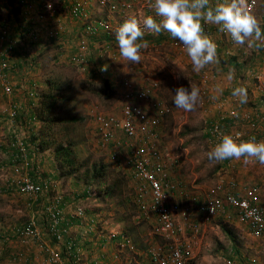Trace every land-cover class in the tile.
<instances>
[{
	"label": "rangeland",
	"instance_id": "rangeland-1",
	"mask_svg": "<svg viewBox=\"0 0 264 264\" xmlns=\"http://www.w3.org/2000/svg\"><path fill=\"white\" fill-rule=\"evenodd\" d=\"M6 7L7 1L5 3L4 0H0V25L9 24L13 26L16 24V27L23 30L25 27L33 25L40 31L42 38L39 48L33 56H26V61H24L25 65L30 64L28 66L32 67L29 69L31 75L35 73L34 78L40 82V85L42 84L40 89L44 91L49 80L61 85L57 93L59 96L57 114L60 121L54 127L52 137L55 138V142L48 149L49 152L53 151L59 143L64 144L73 141L75 143L76 165L84 164L80 168V174L86 169H91L92 166L105 165L106 173L102 180L103 187L123 179L121 182L123 192H125L123 195H116L104 202L100 198L98 201H92V199L85 201V207L89 208V212H84L87 215L85 222L94 219L95 229L105 235H108L110 231L126 232L135 249V251L123 249L117 261H108L105 264H152L144 251L150 245L165 244L166 239L159 235L156 230V217L153 214L150 217L144 216L133 201V184L120 167L112 165L114 163L109 157V148L106 150L99 144L95 134L93 115L98 111L120 113L123 104L122 81L124 78H130L136 84L146 83L151 76L157 78L160 82L159 97L170 107V112L165 116L162 126L164 136L161 146L164 148V154L168 156L179 155L180 162L176 172L181 174L182 178H187L191 182L194 181L199 185V189L212 188L217 181L218 173L224 167V160L220 162L209 161L207 156L208 152L215 147L209 141L207 131L210 122L218 115V110L214 111L213 105L209 109L211 103L206 101L199 89V71L193 70L192 62L185 66L181 62L175 61L174 52L169 43L173 38L164 31L160 33V38L157 39L162 37L161 42L164 41V45L158 52V56H162V59L157 56V60H151L146 56L141 58L139 63L133 64L121 56L118 61H112L104 52H101L99 53L102 55L101 58H98V54L93 55L91 61L93 68L90 67L91 69L87 68L86 71H83L71 62V56L77 50L83 29L77 32L76 29L73 30L70 27L77 25L81 28L84 20L71 18L68 10L67 12L61 10L53 16L44 14L46 19L40 20L38 18L40 9L35 3L30 13L31 21L27 25L20 19L14 21ZM89 9L90 19H107L112 22L114 30L111 35L115 40V32L123 19L121 14H109L100 10L96 0H89ZM34 10L36 13H33ZM137 12L140 11L133 8L124 14L129 16V19L133 17L143 19L147 16H153L157 21L160 19L148 8H145L140 14ZM64 16L67 19H64ZM9 17H12V22H8ZM51 27H62V31L55 42L49 39L48 33H46V29H51ZM101 35L107 37L106 34H100L98 37ZM105 37L103 36V38ZM107 39L109 38L107 37ZM114 47L119 51L117 42ZM25 49L29 50V47ZM19 51L20 55L24 56L22 50L19 49ZM219 61L224 65L230 64L226 58H221ZM14 65L15 68H18L15 62ZM227 65L225 67H228ZM105 66H107V70L101 71ZM232 76L234 75L232 74ZM108 84L111 86L110 90H108ZM190 84L199 90V101L194 110L184 111L175 106L173 98L178 87L184 86L190 89ZM3 97H7V95H1L0 99ZM2 131L3 127L0 128V143H3L5 139L3 134L9 136L10 132ZM45 151L47 149L42 153ZM5 154L8 153L0 144V160L5 158ZM40 155L41 153H38L37 156ZM2 163L4 165L0 164V184L2 183L5 188L1 189L0 186V264H47L48 252L42 249L40 244H46L50 248H56L57 244L46 226L48 222L45 220V216L48 214V208L44 207L45 197L42 193L31 195L21 193L16 188L6 187L7 177H10L11 174L16 180V183L12 182L15 185L30 175L27 173L28 169L17 170L10 161H2ZM16 174L18 176L15 177ZM80 177L79 174L63 175L61 189L67 192L71 188L83 186L84 179H80ZM243 184L238 185L243 191L246 186L249 188L251 185L250 182ZM179 201L183 205L188 204L184 200L183 202ZM95 203H100V206H96L99 204ZM233 217L219 216L207 225V231L205 229L203 233L202 247L200 251L198 250V254L195 252L196 258L194 260L191 258L192 260L188 264H196L198 259L201 260L200 264H249V259L253 256L264 261V237H253L248 233L247 228L236 222ZM32 221L43 230L42 241L33 239L28 244L19 247L15 233L16 227H22ZM206 243L208 246L204 245ZM109 244L106 248H108V253H111L116 250L117 243L113 240ZM203 247H207V249L204 250ZM94 253L95 250L92 255ZM84 254H82L83 257L80 262L89 263L90 259L87 254ZM17 256L21 257V260L16 259ZM62 258L65 261V258Z\"/></svg>",
	"mask_w": 264,
	"mask_h": 264
},
{
	"label": "built area",
	"instance_id": "built-area-1",
	"mask_svg": "<svg viewBox=\"0 0 264 264\" xmlns=\"http://www.w3.org/2000/svg\"><path fill=\"white\" fill-rule=\"evenodd\" d=\"M96 2L99 9L104 12L121 14L123 19L119 27L129 19V16L124 13L133 8L140 11L137 12L138 14L145 8L155 14L152 7L153 0H96ZM35 3L40 9L38 11L40 15H37L40 20L46 19L44 14L53 16L60 11L61 0H19L20 14L25 22L31 21L30 13ZM257 5V0H247L244 8L250 14L255 11ZM68 14L71 18L84 20V29L77 50L71 56V62L75 66L83 71L87 70L90 64L89 38L98 37L100 34H106L109 38L101 46V52H104L112 61L119 60V51L115 49L112 42L114 40L111 35L114 30L113 24L107 19H90L89 0H71ZM10 27L8 24L0 25V89L5 95H11L15 90L9 75L16 69L14 49L17 43L22 42L24 45L30 42L38 46L42 38L40 31L30 25L27 31L20 35V40H17L11 37ZM61 31L62 27H51L47 35L49 39H56ZM223 33L229 41L234 42L229 33ZM159 37L160 34L145 31L143 39L148 38L153 41L147 43L151 47L140 49L141 58L146 57L149 49L156 46L153 45L154 40ZM25 45L29 46V44ZM172 45L175 48L184 47L176 39L172 40ZM30 52L33 55V50ZM29 69L26 68L23 72L25 81L23 84L31 83L29 97L38 101L42 93L39 86L31 82ZM211 77L210 70L204 67L200 73V91L206 101L214 104L218 110V115L208 127L209 141L216 146L224 135H231L237 143L252 138H255L256 142H264L260 132L264 115L257 109L242 111L236 106L226 109V98H213ZM122 87L124 91L120 113L99 111L94 113L95 134L99 144L106 150L109 148V157L112 158L114 165L120 167L133 184L132 199L141 213L146 217H150L151 214L156 217V230L166 239L165 244H156L149 249L150 259L155 264H188L195 247L199 244L203 225L229 211L234 213L236 221L243 224L248 231L263 235L264 199L260 200L256 195L259 191L258 184H253L249 188L246 186L242 192L238 188H228L227 181L221 177L214 187L207 191L205 199L198 205H183L179 201L178 194L188 193L185 182L175 177L172 172V169H176L180 162L179 157L165 155L161 146L163 121L170 112V107L159 97L160 82L152 76L144 84H136L130 78H124ZM238 98L235 97V99ZM18 115L19 108L11 107L9 119L12 123L16 121ZM29 123L39 125L41 122L36 116H32ZM27 142L25 133L15 135L12 141V146L19 150L13 153L11 160L14 165H17V170L28 169L31 164ZM250 159L256 160L255 157ZM43 184L27 177L18 182L17 188L21 193L38 195L48 189L49 183L45 182L44 186ZM230 186L235 187L236 181H230ZM85 208V205L78 206L79 214ZM61 214V207L56 202L50 208L52 217L48 231L56 237L57 242L63 240L65 233L68 232L66 228L58 227ZM43 234V230L33 221L16 228L17 241L21 245L28 244L33 239L42 241ZM121 234L122 232H112L113 237ZM125 241L129 244L126 243L123 246L133 249L130 240L127 238ZM40 246L48 252L47 264H60V255L56 248H50L43 243ZM16 259L21 260V257L17 256ZM249 264H264V261L253 256L249 259Z\"/></svg>",
	"mask_w": 264,
	"mask_h": 264
},
{
	"label": "crops",
	"instance_id": "crops-1",
	"mask_svg": "<svg viewBox=\"0 0 264 264\" xmlns=\"http://www.w3.org/2000/svg\"><path fill=\"white\" fill-rule=\"evenodd\" d=\"M6 1L7 0H4L5 3ZM246 1L247 0H244V6L246 4ZM257 1H258V5L256 6V9L255 11L250 13V15H252L258 21L261 27L262 34H264V0H257ZM226 2L227 0H210V5L212 7H215L217 3H226ZM70 3H71V0H61L60 11L63 10L64 12L65 11L67 12ZM7 7H6L7 12L9 13V15H12L10 14L12 10V6L7 4ZM34 11L33 13H36V10ZM11 18L12 17H9L8 22H12ZM65 18L67 19L66 16H64V19ZM201 24L203 28V34L207 36V38L212 40L217 46L215 60L212 63L205 66L210 70V73L212 76L210 84L213 88V91H212L213 98H216V99L226 98L227 102L225 103V106H226V109L228 110L231 107L236 106V107H239V109H241L242 111H246L250 109H257L264 115V40L256 41L253 47H248L247 43L245 45H238L235 42L229 41L228 37L222 31H220V28H221L220 25L206 23L203 20L201 21ZM70 28H72L73 30L76 29L77 32H80L81 29H84L83 26L80 28V26H77V25H74ZM27 29L28 28L25 27V29L21 31L22 30L21 28H18L16 27V24L15 25L13 24V26L11 25L10 27L9 33H11V37H14L15 39H17L24 31H27ZM49 30L51 29H46V33H48ZM103 36L105 37V35H101L100 37L89 38L91 49H90V57H89L90 64L88 68L90 67L93 68V64L91 63L93 55L95 56L98 54V58L102 57V55L99 54L101 53V46L103 45V43L106 42V40H108L107 37L103 38ZM53 40L55 42L56 39H53ZM172 40H170L169 43L171 44V50L174 52L175 61L178 63L181 62L182 64L187 66L188 64H190L191 60H190V57L187 55L186 49L184 47L182 49L173 47ZM158 41L157 43L153 44L156 46H153L152 49L148 48L149 49V52L147 54L148 59L157 60L159 49L164 45V41L160 43ZM112 42L115 44L116 40H112ZM147 47H151V45H147L146 48ZM18 48L22 50V53L25 56V51H24L25 48L22 47L21 44H19ZM18 48L17 50H19ZM31 53L32 52H29V56H31ZM24 56L16 52L14 62L16 63V66L18 68H16L15 71L13 73H10L9 75L10 81L15 85V90L11 95H7V97H3V99H0V128L3 127L2 132L10 131L9 136L8 134H5V133L3 134V138L5 139L3 143H0L2 144V147L4 148V150H6L8 153V154H5V158L7 159L4 158L0 160V164L2 165H4L2 161L11 162L12 160V156H13L14 149H15V147L12 146V141L15 138V135L19 136L21 133H25V138L27 139L28 141L27 143L29 145L30 141L36 142V140L38 139V134L40 133L39 132L40 125L38 124L31 125L29 123L32 118V112L35 110V108L37 110L39 106H38V103H34V102H37L36 100L31 99L29 97L30 89L32 88V86H30L31 83L29 82L28 84H23L25 83V81L23 80V77H24L23 72L26 66L24 64V61H26V58H27ZM142 58H145V57H142ZM158 58L162 59L163 57L158 56ZM221 58H226L229 60L230 64L229 65L226 64L228 67H225L226 65L222 64L219 61V59ZM201 71L202 69L198 72L199 89L201 85L200 84ZM32 74L36 75L35 73H32ZM232 74L234 76H232ZM33 75H31V78L33 77L31 82L35 83L37 86L39 85V87L41 88L42 84L40 85V82H37V80L34 78ZM236 88H243L246 91V97H239L238 99H235V96H233V90ZM1 95H4V94L2 90L0 89V96ZM242 99L245 102L241 103ZM30 101H32L33 103H31ZM211 105H213V110L216 111L217 108L214 106V104H210L209 109L212 107ZM11 107L19 108V115L17 116L16 121H13V123L9 119V111ZM260 132H261V135L264 137V119L261 120V131ZM163 136H164V132L162 129L161 144L163 143ZM29 138H30V141H29ZM172 156H177V155H172ZM35 158H36L35 160L36 164L38 165L39 163H41L42 165L40 167L41 171L45 172V174L47 175V179L45 182L49 183L47 191L42 192L43 196L45 197L44 205H47V208H48V211H47L48 214L45 216V220L48 222L46 225L47 229L49 230L50 219L52 217L50 215V208L57 202V205L61 207V212H62L61 216L59 217L58 227L61 229L66 228V230L68 231L67 233H65V235L69 237L68 238L69 241H67V239L65 240L64 237H63L64 238L63 240L58 241V242L56 241V244H57L56 248H57V251L59 252L60 259H61L60 264H68L66 259L65 261L63 260L61 254H62V251L64 250V247L66 249V252L68 251L67 249L69 248V246L67 245H68V242H70L71 240H75L77 241L76 243H79V246H77L78 253L75 256V264H77L76 262L82 259L83 257L82 254L84 253H85L84 255L87 254V257L90 259V261L89 263H85L82 261L80 262V264H105V263H108V261L110 262L117 261L120 255V252L123 249L135 251L134 246H133V249H130L129 246H123V244L128 243L127 241L120 240L118 242L117 236L119 235L115 236L116 238H114L112 236L111 231L110 233H108V235L101 234L98 231V229H95L96 227L93 223L91 224L90 222H85L87 221V215L86 213L84 214V211L85 212L88 211L89 208L86 207L85 210L79 214L78 206L85 205V202L83 203L80 201L77 202L78 198L76 199L73 196V194L80 191L77 189L79 187L71 188L67 192L61 189V186L63 185V182H62L63 174L58 169L57 167L58 164L55 163V160L53 159V156H52V152H49V150H47L44 153H41L40 156H36ZM247 159H248L247 163H245V157H241L240 159L233 158V159L224 160L223 162L224 167L221 168L222 171L218 173V178L215 184L220 180L221 177H223V179L227 181V187L230 189H236V188L240 189L238 185H241L245 182H250L251 185L258 184L259 191L256 195H258V199L263 200L264 199V164H260L257 159L251 160L250 157ZM32 160H34V158H32ZM32 160L30 158L31 163H34L32 162ZM13 166H16L15 168H17V165L13 164ZM176 169L175 168L172 169L173 175H175V177H178L179 179L185 182V187H186L185 189L187 190V193H188L186 194L184 192V194H178L179 200H181L182 202L183 200L186 201L188 203L187 205H191V206L198 205L199 202L205 199V196L207 195V191L210 190L211 187H207V188L205 187L204 189H199L198 184L194 183V181L193 182L189 181V179L187 178H182V175L177 173ZM16 176L18 175L16 174L15 177ZM7 179L8 180L6 182V187L17 189L18 183L17 185H15L14 183L12 184V182L16 183V180L13 177V174H11L10 177H7ZM12 179L14 180L12 181ZM230 181H234V182L236 181V186L235 187L230 186ZM2 185L3 184L1 183L0 184L1 189L5 188V186H2ZM83 188L84 189L87 188L88 190L89 187L85 185ZM241 191L243 192V190ZM14 193L15 192L13 191V194ZM98 194H99V191L96 190V192H93L91 195H89V197H92V201H98L100 200ZM95 204H99L96 206H100V203H95ZM222 216L225 218L234 216L233 218L235 219V215L232 211H229L228 213ZM216 218H214V220ZM92 220L94 221V219ZM210 223H205L203 225V231H202L201 238L199 237V242H198L199 244L198 246L195 247L194 252L191 256L193 260L196 258L197 254L199 253L198 250L200 251V248L202 247L203 235H204L203 233L207 225ZM15 233H16V230H15ZM123 233L124 231L122 232V234ZM248 233L253 235V237H258V238L264 237V234L256 235L250 231H248ZM113 240H115L117 243L116 250L111 253H108L107 251L108 248L106 247ZM84 241H87L86 245L82 244ZM18 244H19V247H21V244L20 243ZM204 245L208 246L207 243ZM153 246L154 245L148 246L144 252L147 258L149 259L150 263L155 264L150 259V254H149V249ZM203 249L206 250L207 247H203ZM94 250H95V253L94 255H92ZM90 252L92 253L89 254ZM191 258L189 259V261L192 260ZM200 263H201V260L198 259V261H196V264H200Z\"/></svg>",
	"mask_w": 264,
	"mask_h": 264
},
{
	"label": "clouds",
	"instance_id": "clouds-1",
	"mask_svg": "<svg viewBox=\"0 0 264 264\" xmlns=\"http://www.w3.org/2000/svg\"><path fill=\"white\" fill-rule=\"evenodd\" d=\"M18 1H16V5L19 6ZM152 7L156 17L160 18L159 21L153 16L143 19L133 17L123 22L115 32L120 56L133 64L140 62V49L147 46L146 41L137 43L145 36V31L157 35L164 31L184 45L192 62L193 70L200 71L215 60L217 48L216 44L203 34L202 20L206 23L220 25V31L229 33L232 40L238 45L247 43L248 47H253L256 41L264 40L260 24L245 10L244 0H228L226 3H217L215 7L210 5V0H154ZM19 17L20 21L25 24L21 14ZM29 22L26 24L29 25ZM20 37L17 40H20ZM17 44L18 46L21 44L24 48L27 47L25 44H29V50H33V52L39 48V45L30 42H26L24 45L22 42ZM28 65L30 64L26 66ZM26 68L32 69L30 66ZM106 70L107 66L101 69V71ZM40 90L43 93V90ZM233 96L246 97V91L243 88H236L233 90ZM41 100L42 94L35 103L39 105ZM198 101L199 90L191 84L190 89L180 86L175 90L173 103L177 108L192 111ZM243 102L245 101L242 99L241 103ZM40 122L41 128L42 121L40 120ZM207 156L209 161L214 162L245 157V163L248 162L247 158L255 157L260 164H264V142H256L255 138H252L237 143L231 135H224L221 142L210 150Z\"/></svg>",
	"mask_w": 264,
	"mask_h": 264
},
{
	"label": "trees",
	"instance_id": "trees-1",
	"mask_svg": "<svg viewBox=\"0 0 264 264\" xmlns=\"http://www.w3.org/2000/svg\"><path fill=\"white\" fill-rule=\"evenodd\" d=\"M17 0H7V4L12 6L11 14L14 18V21H18L19 19L21 20L20 16V10L19 6L16 5ZM15 4V5H14ZM12 18V19H13ZM16 19V20H15ZM160 38V37H159ZM162 40V39H161ZM161 40H154V43H157V41L160 43ZM142 41L143 43L146 41L147 43L153 41L151 39L145 38L142 40H138V43ZM25 51V56H28L30 50ZM15 55L16 52L20 54V51L17 50V48L14 49ZM47 88L43 91L42 93V100L40 104L38 105L39 107L35 108V110L32 112V116H37L41 121H42V126L39 130L38 134V139L36 142H31L30 138V144L28 145V156L29 158H34L30 164V167L28 168V173L30 174V178L33 181H36L37 183L45 184V181L47 179V175L45 172L41 171V163L38 165L36 164V156L38 153H42L44 150H48L52 144L55 142V138L52 137L53 130L55 125L60 121V117L57 114V109H58V101H59V96H58V90L60 89V84L54 82L53 80H49L47 82ZM111 89L110 84H108V90ZM114 91V90H113ZM28 135V133H27ZM75 143L73 141H68L67 143L64 144H58L55 146L54 150L52 152L53 159L55 160V163L58 164V169L62 172L63 175H72V174H79L80 179H84V185L77 188L80 190L79 192L73 194L74 198H78L77 201L80 202H85L86 200L92 199V197H89L93 192L99 191V198L102 199V201H106L108 198H113L116 195H123L125 192H123L122 184L123 179L121 178L119 181L112 183L111 185H105V187L102 186V180L104 178L105 172V165H100V167H93L91 169H86L83 173L80 174V168L81 165H76V153H75ZM16 148L14 149V152H16ZM19 150H17L18 152ZM124 175V174H123ZM93 177V179H92ZM127 178V177H126ZM50 182V181H49ZM43 184V186H44ZM78 185V184H77ZM89 187L88 190L87 188H83L84 186ZM17 190L20 192V189L17 188ZM83 190V191H82ZM43 195V194H42ZM93 196V195H92ZM45 201V199H44ZM47 209V205H44ZM85 212V211H84ZM90 223H93V220L90 221ZM65 240H68V236L64 235ZM116 238V237H115ZM128 238L126 232L123 234L117 236V241L119 242L120 240H126ZM55 241L56 237H53ZM77 241L71 240L68 242L69 248L67 249L68 251L66 252V249L64 247V252L62 251V257L66 259L68 264H75V256L78 253L77 251V246H79V243H76ZM82 243V242H80ZM87 241H84L82 244L86 245ZM77 258V257H76ZM81 259L76 262L77 264H80Z\"/></svg>",
	"mask_w": 264,
	"mask_h": 264
}]
</instances>
